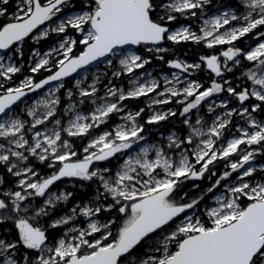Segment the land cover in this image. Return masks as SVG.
Instances as JSON below:
<instances>
[{
  "label": "snow or ice",
  "instance_id": "obj_1",
  "mask_svg": "<svg viewBox=\"0 0 264 264\" xmlns=\"http://www.w3.org/2000/svg\"><path fill=\"white\" fill-rule=\"evenodd\" d=\"M210 2L82 0L81 9L75 11L70 0H0V50L23 57V51L14 47L17 42L28 38L38 44L51 33L64 34L58 46L43 54L33 48L36 59L29 69L32 75L12 86L6 82L12 81L21 67L12 56L6 62V56L0 55V188L15 178L13 188L0 191V210L8 213L0 214V224L11 220L16 230L14 240L0 238V264H264V182L251 179L257 171L251 162L264 151V121L252 115L264 105V31H260L264 28V0H235L232 8L204 19L199 35L190 26H168L178 19L177 14L195 17L196 10L203 11ZM10 3H14L11 14ZM69 30L82 38L69 36ZM254 32L259 40L254 47L245 50L236 46L237 41ZM165 40L204 42L210 49L227 45L219 55L201 56L200 60L220 78L234 67H243L242 76L250 86L237 91L228 80L212 79L208 87L194 79L182 80L181 73L202 65L173 59L168 64L179 71L163 78V90L151 73L130 79L127 89L109 80L104 95L99 93V76L87 85L77 79L75 91L66 88L65 78L109 54L115 56L122 46L151 44L154 47L147 52L161 54L168 51L158 46ZM78 44L83 48L75 54ZM242 60L249 65H243ZM150 62V57L128 51L119 59L120 70L113 76L132 75ZM107 63L111 65L112 61ZM41 71L49 74L37 81L35 75ZM51 82L58 83L46 96L16 110L23 98ZM62 89L68 102L60 112L62 98L57 93ZM225 91L239 102V108L229 107L228 100L217 103L212 99ZM150 94L155 95L149 108L176 102L182 105L179 114L185 117L205 103L209 114L217 108L226 111L215 115L206 128L202 118L194 123L185 118L188 135L172 133L166 147L145 143L129 155L135 145L146 141L144 124L138 122L145 109L126 111L123 102ZM250 98L260 103L244 107ZM89 102L92 108L84 114L82 106ZM176 114L174 110H154L145 123H159ZM234 114L246 126L237 125V135L226 138L224 133ZM113 115L121 122L89 139L81 156L71 138L90 136ZM117 154L125 158L114 173L108 167L94 166ZM234 155L238 159H232ZM221 161L226 162L225 170L218 175L213 169ZM38 164H46L50 174H42ZM209 173V179L217 177L215 182L186 201L184 183ZM234 173L236 182L223 185L227 195L214 196L215 204L205 208L204 219L188 214L190 210L195 213L205 196ZM64 178L96 180L103 191L98 188L95 201L74 206L70 213L42 227L41 219L51 216L73 195L53 191ZM109 197L112 202L106 203ZM36 200L39 203L33 205ZM112 211L117 213L112 219L101 222L97 218L101 212ZM78 216L86 218V227L75 224ZM70 223L74 226L50 245L48 229ZM30 251L36 255L30 256Z\"/></svg>",
  "mask_w": 264,
  "mask_h": 264
},
{
  "label": "rangeland",
  "instance_id": "obj_2",
  "mask_svg": "<svg viewBox=\"0 0 264 264\" xmlns=\"http://www.w3.org/2000/svg\"><path fill=\"white\" fill-rule=\"evenodd\" d=\"M230 8H232V7H223V8H220V9H216V10H214V11L208 13V14H205V15H202V16L198 17V19L197 20H194L192 22V24H189V23H180V24L175 25L171 29H175V28H177V27H179L181 25H186V26H190L191 29L193 31H195L199 35L200 34L199 29L203 26V20L204 19L209 18L211 15L219 14L223 10L230 9ZM80 9L73 8V10H75V11H79ZM85 10H87V9H85ZM67 11H68V9H65V12H67ZM43 27H47V25L42 26V28ZM260 31H264V28H261ZM254 37H255V32L254 33H251V34H248L247 36L241 38L242 41H244V42L245 41H248L249 42V44H248L249 46L247 47V49H249L250 47H254L257 43H259V40L258 39H255ZM62 38H63V36H62ZM62 38L55 45H52L51 47H49L48 49H46V51L41 52V53L43 54V53L47 52L50 48L58 46V43L62 40ZM202 43L206 46V44L204 42H202ZM139 46H143L144 47V50H147L150 47H154L151 44H149V45L141 44ZM139 46L136 49L127 48V49L118 50L117 51V54L115 56L110 55L107 59H105V60L99 62L98 64L90 67L89 69L81 72L77 76L72 77L70 79H67L68 80L67 82H68L69 87H66V88H72L73 91H75L74 84H75V81L77 79L83 80L84 83L87 85V84L92 83V80L94 79L95 76H99L100 77L101 74L102 75H106V73L108 72L109 69H111V71H110V77H111L113 75V72L120 70L119 59L122 58V55L123 54L127 53L128 51H133V52H136V53H138V54H140L142 56H145L139 50ZM158 46L159 47H162V45H160V44ZM214 47L218 48V50L215 53H211L209 55H213V54L219 55L228 46L227 45H217V46H214ZM0 55H5L6 56V62H7V57H9V56H12L13 57V51H7V52H5L3 54H0ZM203 56H208V55H203ZM145 57H147V56H145ZM33 59H36V58L33 56ZM13 60L15 62L14 57H13ZM108 60H111L112 61L111 65H109L107 63ZM150 60H151V58H150ZM184 61H186V60H184ZM186 62H188V61H186ZM113 63H114V67H113ZM188 63H190V64L201 63L203 69H205V66H204L203 62L200 59L198 61L188 62ZM229 66H231V62H229ZM197 70L198 69H192V70H189L188 73H181V79L182 80H185V79L186 80H193L194 79V80L199 81L197 79V77H196V75H198ZM178 71L179 70H177V69L171 68L168 63H166L164 67H160L159 65H152V66L145 65V67L143 69L136 70V72L134 74H132V75H130V74H122L121 76L118 77L119 79H123V80L125 79L124 80L125 83H119V84L112 83V84H114V85H116L118 87L119 86H123L125 89H127L128 86H129V83L128 82H129L130 79H132L134 77H138L141 73H151L153 77L157 78L161 82V89L160 90H163V87H164V85H163V78L165 76H168L169 78H171V74L173 72H178ZM243 71L244 70H238V72H240V74L238 76H234V77L233 76H231V77H225V75L227 73V72H225L222 78L215 77V75L212 73L213 74V77H211L210 80H208L206 84H204L201 81H199V82H201L204 85V87H208V86H210V83H211L212 79H217L218 81H221L222 79L223 80H228V81H230L231 86L237 88V91H239V90H241L244 87L250 86V81H248L244 76H242V72ZM122 76H124V78ZM109 80H110V78H109ZM245 81L247 83H244ZM232 82H235V83H232ZM99 84H103L102 87H98L99 88V93H100V95H104L105 85H107V84L102 83L101 79L99 81ZM65 85H66V83H65ZM55 86H56V84L53 85V86H50L49 88H53ZM49 88H47L46 90H43V91H41V92L33 95L32 97L26 99L24 102H22L19 105V108L16 109V110L17 111H21V110L25 109L27 106H30L36 99H39L41 97L46 96ZM64 93L66 95V90H65ZM154 95L155 94H150L148 97H145V101H146L145 104L143 106L138 107V109H133L130 105H128V102H126L124 104L125 105V108H126V111L135 112V111L139 110L140 108H144L145 109V111L142 113L143 116H144L143 123L141 122L142 120H140V117L138 118V122L141 123V124H144V129H145L144 130V136L146 138V141H142V142H140L139 145H135L133 147V149H131V150L128 151L127 154H129V155H134L139 150V147L144 146L145 143H147V144H155V145H160V146H165L166 147V145H167V137L169 135H171L172 133H176L178 136H181V137L188 135V131L189 130H188V128L183 123V121H184L185 118H188L193 123H194V121H195L196 118H202V123H204V127L206 128L207 127V124H209L211 122V119H213L215 115H220L224 111H226V109H224V108H217L214 114H209V113H207L208 103H205L201 108H199L197 110H193L190 114L187 115V117H185V116H181L179 114L180 111L182 110V105H180V104H178L176 102H172V103H169V104H170V106H171V104H173L175 106L176 105H179V107H180L179 109L180 110H177L174 107H170L169 104H166V105H158V106H154L153 108H149L147 105H148L150 99ZM231 98L232 97H230L229 94L225 91V92H222L220 94H217L212 99L216 100L217 103H219L221 100H228L229 107L239 108L240 107L239 102L236 99L233 98L234 100H236V103H232V99ZM249 101H250V103H247L248 101H246L243 106L250 108L251 105L260 103L259 101L255 100V98H250ZM65 107L66 106L64 105V107L61 109L62 110L61 112H63V110H64ZM91 108H92V105H91L90 102L89 103H85L82 106V109H83L84 114H87L88 111L91 110ZM154 110H156V111H168V110H174V111H176L177 114L175 116H171V117H169L167 119V120H169V123L165 126V128L167 129L165 132H162V131H159V130H157V131H154V130L151 131L150 127L147 126V123H145L146 120L148 119V117L152 114V111H154ZM252 115L258 121H264V105H262L261 109H258ZM57 118H59V117H57ZM27 119L30 120L31 118L28 117ZM120 122L121 121H120L119 116L113 115V117L110 118V120H109V122L107 124L102 125L100 127V129H98V130H94L91 133L90 136L84 137V138H71L72 141H73V145H74L76 151L82 156L83 155V153H82V147L87 144V142H88L89 139H91L92 137L98 135L99 132H102V131H105V130H110L112 127L115 126V124L120 123ZM237 125L246 126V125H244L243 119L239 115H235L234 114L233 117H232V120H231V124H230L227 132L224 133V136L226 138H231L232 136L237 135ZM51 126H52L51 124L48 125V127H51ZM178 127H182L183 129H185V133L180 134L177 131L178 129H175V128H178ZM65 138H67L66 134H65ZM151 155H154V154L153 153H150V156ZM124 158H125L124 157V154H117L115 157H113V158H111L109 160L113 164V167L112 168H110L108 166L107 167L112 170V173H114L117 170L118 164L121 163ZM232 159H238V156L234 155L232 157ZM99 163L100 162H95V165L94 166L95 167H100ZM225 163H226L225 161H221V162H219L215 166V168L217 166H221L220 174H222V172L225 170L224 169L225 168V166H224ZM261 165H264V151H261V152L257 153L255 160L251 162V166H255L257 168V171L253 174V177L251 178L252 179V182H254V183L264 182V170H261ZM46 167H47V165H46ZM215 168L213 169L214 171H215ZM209 175H210V173L209 174H206L205 177L202 178V179L209 180V178H208ZM236 176H237V174L234 173L231 178H229L227 181L222 182V186L221 187H219L218 189H215L213 193H210V196H209V199H208V202L207 203H204V204L202 203L201 206H198L197 209H195V213H193L190 210L188 212V214L189 215H192V214L200 215L201 218L204 219L205 217L203 216V213H204L205 208L206 207H210V206H214V204H215L214 196L215 195H227L226 188L223 185H225V184H227V185L234 184L236 182ZM63 180L67 184H75L76 181H78L79 179H77V178H64L61 181H63ZM193 181H196V180H193ZM57 189L68 192V190L64 187V184L63 183L61 185H55L54 188H53V191H56ZM96 196L97 195H94L92 197V199H85V200H82V201H76L71 207L67 208L66 210L64 209L66 203L65 202H62L58 206V209L59 210L64 209L65 211H64V213H61L60 215L70 213V210L74 206H83L86 203L95 201ZM111 202H112L111 201V198L109 197L108 200H107V203H111ZM36 203H37V200L36 201H33V205H35ZM0 214L7 215L8 213L2 212ZM60 215H58L56 217H59ZM56 217H54V218H56ZM46 218L48 219L49 217H46ZM97 218L101 222H104V221L108 220V219L102 220L98 216H97ZM85 219L86 218H84L82 216H78L76 218L75 224L78 225V226H81V227H86ZM73 226L74 225H72L71 223L68 226H63L62 233L59 236H57V238L55 239V241L58 240L59 238H61L64 235V233L66 231H68L69 228H71ZM55 241H53V242L48 241V242H49L50 245H52V244L55 243ZM32 257H34V256H32Z\"/></svg>",
  "mask_w": 264,
  "mask_h": 264
},
{
  "label": "trees",
  "instance_id": "obj_3",
  "mask_svg": "<svg viewBox=\"0 0 264 264\" xmlns=\"http://www.w3.org/2000/svg\"><path fill=\"white\" fill-rule=\"evenodd\" d=\"M70 4L72 5L73 8L75 9H80L82 7V0H70ZM235 4V0H211L209 5H206L205 8L203 9V11L197 9V15L195 17H191L190 15L187 16H180L179 14H177L178 19L176 21H172V22H168V26L170 28L174 27L177 24L180 23H189L192 24V22L194 20H197L198 17L208 14L216 9H220L223 7H233ZM8 9H9V13L11 14L13 9H14V3H10L8 5ZM161 14H163V12H161ZM2 19V18H0ZM68 35L76 38V39H80L81 36L78 33H75L72 30H69ZM62 36H64V34H60L59 36H57L55 33H51L50 36L44 40L41 41L40 43H35L33 40L26 38L25 41L23 42H19L17 43L14 47L15 48H20L24 55L23 57H20L18 55H14L13 53V57L15 59V62L19 64V66L21 67V72L16 74L13 78L12 81L10 82H6L7 86H12L14 84L19 83V81L21 79H23L24 77L28 76V75H32L29 71L30 67L32 66V61L33 59V55H32V50L33 48H35L36 50H39L40 52H44L46 51V49H48L49 47H51L52 45H55L61 38ZM248 39V38H247ZM249 42L248 41H242L241 39L239 41L236 42V46L237 47H241L244 48L245 50L247 49V47ZM160 45H162V47L167 48L168 51L166 53H161V54H156V53H148L147 50H144L143 46H139V50L141 51V53L147 57L151 58V62L149 64H147L148 66H152V65H159L160 67H164L166 63H168L169 60H173V59H181V60H186L188 62H195L198 61L200 59L201 56L203 55H209L211 53H215L218 48L213 47V48H208L206 47L202 42H193V41H181L179 43H173L171 41H162L160 43ZM83 45H77L76 48L74 49V53L78 54L80 50H82ZM10 51V50H7ZM158 55H162L163 59H159ZM242 64L245 66L249 65V62L247 61H243L242 60ZM113 67H114V63H113ZM238 70H244L243 67H234L232 72H227L225 77H231V76H238L240 74V72H238ZM110 71L111 69L108 70V72L106 73V75H102L100 76V79L102 81V83L104 84H108V80L110 78V80L112 81V83L114 84H119V83H125V79H119L118 77H114L113 75L110 77ZM198 75H196L197 79L201 82H203L204 84L207 83L208 80H210L211 77H213V74L210 71H207L205 69H203V67L201 66L200 69L197 70ZM49 73L45 72V71H41L40 73L35 75V79L38 81L40 79H42L43 77H45L46 75H48ZM124 78V76H122ZM68 80H65L66 83V87H69L68 85ZM235 83V82H232ZM244 83H247L246 81ZM103 84H99L98 87H102ZM65 89H62L58 95L61 96L62 98V103L59 106L60 112L62 111L61 109L64 107V105H67L68 102V98L65 95ZM232 99V103H236V100ZM234 100V101H233ZM126 102H128V105H130L133 109H138V107L143 106L145 104V97H140L138 99H128L126 101H124L123 103L125 104ZM247 103H250V101L248 100ZM170 106V104H169ZM170 107H174L177 110H180L179 105H173L171 104ZM19 108V105L17 106V109ZM59 117V115H58ZM113 117V116H112ZM143 119L144 116L143 114H141L140 116V120H142L141 122L143 123ZM169 123V120H165V121H161L159 123H155V124H147V126L150 127L151 131H162L165 132L167 129L165 128V126ZM178 129L177 131L180 134L185 133V129H183L182 127H178L175 128ZM227 132V131H226ZM100 167H113V164L110 161H106V162H100L99 163ZM38 168L41 171L42 174L47 175L50 174L51 169H48L46 167L45 164L43 165H39L38 164ZM221 166H217L215 168V171L217 172V174H220V170ZM225 169V168H224ZM217 177H212L209 180L206 179H199L196 181H191L188 180L184 183L182 191L183 192H187V200H190L193 197L198 196L200 193L204 192L208 187L211 186L212 183L215 182V179ZM11 182L7 183L6 185H4L2 188H0V191H4L7 190L9 188H13L14 187V183H15V178H10ZM64 184V187L70 191L71 193H73V195L68 199V201H66L65 203V207L64 209L66 210L67 208L71 207L76 201H82L85 199H92V197L94 195H98L97 189L100 188V185L96 182V180L93 181H82V180H78L76 181L75 184H67L65 183V181H58L56 183V185H61ZM193 185H199L198 188H193ZM100 191H103L102 188H100ZM181 193H178L177 195L179 196ZM210 193L207 194L204 198V200L200 203L199 206H201V204L203 203H207L208 199H209ZM0 198H3L2 196H0ZM245 203H247V201H244ZM37 203H39V201L37 200ZM107 203V201H106ZM64 209L59 210L58 208L52 213L51 216H49V218L47 219L42 218L40 221V224L42 227H47V225L51 222V220L60 215L61 213H64ZM7 213L4 210H0V213ZM117 213L115 211L112 212H101L98 214V217H100L102 220H106V219H111L113 217H116ZM63 230V226L57 227L55 229H48V236H49V241L53 242L55 241V239L57 238V236H59L62 233ZM0 238L6 239V240H14L16 238V230L13 227L12 221L8 220L3 224H0ZM21 251H24L23 248H21ZM30 256H35V252L34 251H30L29 252Z\"/></svg>",
  "mask_w": 264,
  "mask_h": 264
},
{
  "label": "water",
  "instance_id": "obj_4",
  "mask_svg": "<svg viewBox=\"0 0 264 264\" xmlns=\"http://www.w3.org/2000/svg\"><path fill=\"white\" fill-rule=\"evenodd\" d=\"M17 43H19V42H17ZM147 45H149V44H147ZM138 46H139V45H125V46H122V49H127V48H130V49H136ZM118 50H121V49H118ZM118 50H117V51H118ZM6 51H7V50H0V54H3V53L6 52ZM78 54H79V53H78ZM110 55H111V54H109V56H110ZM109 56H108V57H109ZM108 57L100 58V60H98V61H96V62H93L91 65L86 66L84 69H80V70H78V72H77V73H73L72 76L65 78V80L77 76V75L80 74L81 72H83V71L89 69L90 67H92V66L98 64L99 62H101V61L107 59ZM204 66H205V65H204ZM205 69H206L207 71H210V70H208V69L206 68V66H205ZM43 78H44V77H43ZM57 83H58V82H51L49 85H46L44 89H42V90H37L36 93H30V94H28L27 97L23 98L22 102H24L26 99L32 97L33 95H35V94H37V93H39V92H41V91H43V90H46V89L49 88L50 86H53V85H55V84H57ZM22 102H18V105H20ZM18 105H17V106H18Z\"/></svg>",
  "mask_w": 264,
  "mask_h": 264
},
{
  "label": "flooded vegetation",
  "instance_id": "obj_5",
  "mask_svg": "<svg viewBox=\"0 0 264 264\" xmlns=\"http://www.w3.org/2000/svg\"><path fill=\"white\" fill-rule=\"evenodd\" d=\"M69 192V191H68Z\"/></svg>",
  "mask_w": 264,
  "mask_h": 264
}]
</instances>
